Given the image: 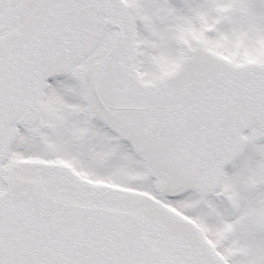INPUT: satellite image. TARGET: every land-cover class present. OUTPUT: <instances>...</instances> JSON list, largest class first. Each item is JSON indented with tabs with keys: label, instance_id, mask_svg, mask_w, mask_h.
I'll list each match as a JSON object with an SVG mask.
<instances>
[{
	"label": "snow or ice",
	"instance_id": "1",
	"mask_svg": "<svg viewBox=\"0 0 264 264\" xmlns=\"http://www.w3.org/2000/svg\"><path fill=\"white\" fill-rule=\"evenodd\" d=\"M261 43L264 0H0V264H264V66L213 54Z\"/></svg>",
	"mask_w": 264,
	"mask_h": 264
},
{
	"label": "rangeland",
	"instance_id": "2",
	"mask_svg": "<svg viewBox=\"0 0 264 264\" xmlns=\"http://www.w3.org/2000/svg\"><path fill=\"white\" fill-rule=\"evenodd\" d=\"M187 36L191 37V39L199 40L200 34L195 31H190L187 33ZM226 57L230 58L233 62L242 63V62H263L264 63V43H261L258 48L248 50L246 48H242L240 44L235 45L233 50L226 49ZM174 63L168 62L161 58L159 61L160 72L163 75L166 71H168ZM242 163V162H241Z\"/></svg>",
	"mask_w": 264,
	"mask_h": 264
},
{
	"label": "water",
	"instance_id": "3",
	"mask_svg": "<svg viewBox=\"0 0 264 264\" xmlns=\"http://www.w3.org/2000/svg\"><path fill=\"white\" fill-rule=\"evenodd\" d=\"M216 54V53H213ZM216 55H220V54H216ZM225 61L229 62V63H233L230 59L224 57L223 55H220ZM235 64L237 67H244V66H250V65H257V66H264L263 63H253V62H248V63H242V64H237V63H233ZM178 65L175 66V68L169 72L168 74L164 75V76H168V75H172L173 73H175V71L177 70ZM151 84V83H148Z\"/></svg>",
	"mask_w": 264,
	"mask_h": 264
}]
</instances>
